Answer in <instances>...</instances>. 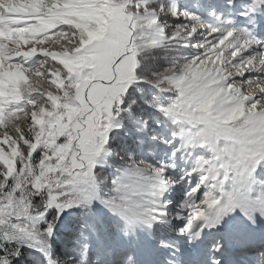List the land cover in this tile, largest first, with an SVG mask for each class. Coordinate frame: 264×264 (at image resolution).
Masks as SVG:
<instances>
[{"label": "snow or ice", "instance_id": "6c2138e0", "mask_svg": "<svg viewBox=\"0 0 264 264\" xmlns=\"http://www.w3.org/2000/svg\"><path fill=\"white\" fill-rule=\"evenodd\" d=\"M25 255L264 264V0H0V264Z\"/></svg>", "mask_w": 264, "mask_h": 264}, {"label": "trees", "instance_id": "16d2710c", "mask_svg": "<svg viewBox=\"0 0 264 264\" xmlns=\"http://www.w3.org/2000/svg\"><path fill=\"white\" fill-rule=\"evenodd\" d=\"M138 257L140 256L139 254L137 255ZM32 257L25 255L19 262L18 264H30Z\"/></svg>", "mask_w": 264, "mask_h": 264}, {"label": "rangeland", "instance_id": "374dc122", "mask_svg": "<svg viewBox=\"0 0 264 264\" xmlns=\"http://www.w3.org/2000/svg\"><path fill=\"white\" fill-rule=\"evenodd\" d=\"M133 251L137 252V255H138V254L140 255L139 257L137 256L138 260L143 261V255L140 253V250L134 248Z\"/></svg>", "mask_w": 264, "mask_h": 264}]
</instances>
